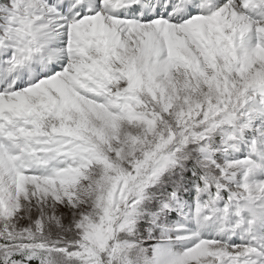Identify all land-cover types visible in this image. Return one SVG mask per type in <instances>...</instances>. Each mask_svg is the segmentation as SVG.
<instances>
[{
    "label": "snow or ice",
    "instance_id": "snow-or-ice-1",
    "mask_svg": "<svg viewBox=\"0 0 264 264\" xmlns=\"http://www.w3.org/2000/svg\"><path fill=\"white\" fill-rule=\"evenodd\" d=\"M0 264H264V0H0Z\"/></svg>",
    "mask_w": 264,
    "mask_h": 264
}]
</instances>
